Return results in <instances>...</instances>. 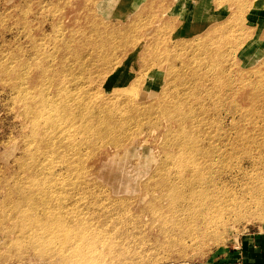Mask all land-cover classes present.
<instances>
[{
  "label": "rangeland",
  "instance_id": "obj_1",
  "mask_svg": "<svg viewBox=\"0 0 264 264\" xmlns=\"http://www.w3.org/2000/svg\"><path fill=\"white\" fill-rule=\"evenodd\" d=\"M108 118L119 131L91 137ZM191 140L216 162L199 171L214 203L163 243L154 204ZM263 165L264 0H0V264H70L68 241L42 259L29 239L58 206L137 214L139 264L225 260L264 234Z\"/></svg>",
  "mask_w": 264,
  "mask_h": 264
},
{
  "label": "bare ground",
  "instance_id": "obj_2",
  "mask_svg": "<svg viewBox=\"0 0 264 264\" xmlns=\"http://www.w3.org/2000/svg\"><path fill=\"white\" fill-rule=\"evenodd\" d=\"M211 30L215 32L218 29L217 28L210 29V32ZM214 32H211V34H213ZM46 105L47 107L48 105H50L49 101ZM47 107L45 112L43 113L41 112L42 114L45 115V117L46 115L51 114V110L49 109V107L47 109ZM60 109L63 110V108ZM38 112L40 113V111ZM72 117L73 115L70 118ZM96 117L97 116H95L94 118ZM66 118L68 119V117ZM85 120L88 119L86 118ZM113 121L114 119H110V118L98 120L97 128L90 129L91 137L103 136L104 138H109L110 136L111 139V134L117 133L119 129L122 127L118 125H113ZM204 141L209 142L206 139ZM200 142L201 141L191 140L190 142L179 143L181 144V145L179 144L177 145V147H179V152L174 153L170 157L172 158L173 161L170 164V166L173 167V169H175L174 174H176V177L172 179V181L170 182L169 185H167L166 188H164V190L167 193L158 196L157 199L159 200L156 204H154V206L156 207L154 215L157 214L156 217L160 222V223L158 222V224L160 225L156 226V228H158L156 230L161 231L162 234L164 233L162 237L163 243L170 244L173 240L177 239L176 238L177 235H178V239H180L179 238L180 233L187 226L197 225L198 221L200 220L199 214L201 212L203 214L204 212H206V211L203 212L202 210L203 209L207 210L210 208L209 204H211L212 202V195H208L207 193L208 186L203 176L199 174V171L202 170L204 166L209 164L215 166L216 162L213 163V161L211 160L210 156L212 155H206L207 152L206 153L204 152L203 154V150L206 149L207 147L205 148V145H203V143L200 145L199 144ZM228 145L231 149L230 144ZM184 147H186L187 150L186 155H183ZM220 147H222V145ZM227 150L228 149H226V147L224 146V150H221L220 155L216 157L218 158L217 159L218 163H221V161H223V158L227 154L230 155ZM180 151L183 153L181 154ZM198 152H201L200 153L201 157L196 156V153ZM205 155L208 156L210 159L205 157ZM214 160L216 159L214 158ZM67 166L70 167L71 165H67ZM262 169H263L262 172L263 175H259L253 171L254 174H256L257 179H255L256 177L255 178L251 177V179L254 178L253 180L259 182V184L256 185L253 184L254 185L253 188H256L255 189L256 193L251 196V201L253 200L252 202L259 201L260 196L264 197V180H263L264 165L262 166ZM184 173L186 174L184 175ZM252 174H250V176H252ZM212 203H214V201ZM239 205L242 206L243 203ZM61 207L62 206L55 207L54 210L50 212H47L45 210L46 213L40 215L41 216L40 218L42 220H46L48 225L45 224L31 225L33 223L30 224L31 226L29 225L30 231L28 233L31 234L29 235V239L33 240V242L36 241L35 243H38L37 245H35L32 242L31 245H33V247L34 246L39 247V248L38 247L35 248L38 249V254L40 253L39 255L40 257H42V259L44 255H51L52 253L55 252L54 246L57 245L56 241H59L58 245L62 249L64 246L67 245L66 244L67 241L69 242V246H68L69 248L74 247L73 249L74 253L72 257L64 258L65 261L70 262V264H139V261L145 255L144 253L148 251V249L142 248V245L145 242L143 240L145 238V235L142 234L141 236H139V234L143 232L137 230V228H140V225L138 224V220L140 217H138L137 214L129 215L130 212H128V215L131 218L130 221H127L129 219H125L123 221L121 219L122 217L120 216L121 214L118 211L116 218L115 217L112 218L110 212L107 215H104L103 217L101 216L99 219L96 218L86 219L85 216L73 218L72 216H69V213L67 211L65 210L61 211L60 209ZM213 207L214 206H212V208ZM216 207L217 206H215L214 210L216 209ZM221 207L224 206L221 205ZM44 208L48 209L50 208V205H44ZM229 210L230 209H228L227 212H229V216H232V214L234 213L232 211L233 209H231L232 211L231 214ZM238 211L239 210L237 209V212ZM237 214L238 213L236 212L234 213L235 216H238ZM52 218H55L57 220V222L60 225L59 227H55V226L52 227L51 224H49L51 222H54L53 220H51ZM80 218L84 220L83 221L79 220ZM208 218L210 219V217ZM213 218L215 219V217ZM151 229H154V227H152ZM41 239H43L44 241ZM42 242H45L46 244L44 245ZM56 252H59V250H56ZM60 264H66V263H60Z\"/></svg>",
  "mask_w": 264,
  "mask_h": 264
},
{
  "label": "crops",
  "instance_id": "obj_3",
  "mask_svg": "<svg viewBox=\"0 0 264 264\" xmlns=\"http://www.w3.org/2000/svg\"><path fill=\"white\" fill-rule=\"evenodd\" d=\"M198 7V6H197ZM236 252L229 254L228 257L222 261L218 260L213 263L205 264H264V234L251 233L240 241L239 247H234ZM237 253L239 254L237 257ZM196 264V263H185Z\"/></svg>",
  "mask_w": 264,
  "mask_h": 264
}]
</instances>
